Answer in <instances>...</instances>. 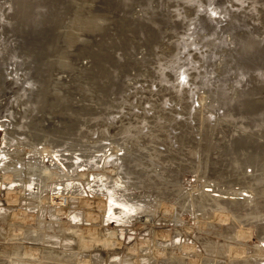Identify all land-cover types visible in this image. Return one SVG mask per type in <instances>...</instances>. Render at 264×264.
<instances>
[{
    "label": "rangeland",
    "instance_id": "rangeland-1",
    "mask_svg": "<svg viewBox=\"0 0 264 264\" xmlns=\"http://www.w3.org/2000/svg\"><path fill=\"white\" fill-rule=\"evenodd\" d=\"M0 2L22 7L19 17L3 30L8 36L19 38L18 48L11 47V52L17 48L15 55L10 53L7 60L17 61L14 76L19 81L15 82V77L10 76L7 84H44L46 95L43 93L39 99L45 103L43 110L36 114L27 109L28 114L39 118L49 116L51 111L57 149L62 150V142L72 141L77 149L94 154L105 150L110 155L111 148L117 145L128 147L127 161H131L134 173L141 174L137 183L144 185L145 177L147 186L159 181L154 185H164L168 195L175 193L181 200L195 185L199 171L203 174L207 171L206 175L218 176L229 184L234 179L235 161L240 159V155L235 154L238 149L242 146L261 148L257 156L261 165L258 173L264 186V140L254 139L257 134L264 135V0ZM0 75V78L9 76L4 72ZM50 85L53 87L48 93ZM195 105L200 108L199 115H204L203 125L193 115ZM32 131L42 135L47 132ZM199 134L203 137L201 140ZM205 135L217 143L219 151L205 153ZM99 148L102 151L99 152ZM165 148H168L166 154ZM119 153L123 154L124 150ZM161 156L166 157L163 166L155 163ZM250 168L247 167L248 173H251ZM148 175H157L160 179L153 180ZM178 180L183 190L180 193L176 192ZM153 187L141 186L137 191H155ZM241 194L250 196L246 191ZM149 195L151 199L155 197L152 192ZM186 205L182 212L184 217L188 216L184 210ZM159 209L157 212L164 214V207L159 206ZM173 209L177 213V208ZM141 211L133 213V219L128 218L124 223L126 241L127 233H134L132 238H135V232L129 228L135 218L144 217ZM159 222L156 225L159 226ZM108 224L117 223L111 220ZM26 229L12 231V237L16 234L27 237ZM158 238V244L171 243L164 237ZM246 253L250 254L251 249ZM104 258L108 264L127 263L121 262V255L117 253L104 254Z\"/></svg>",
    "mask_w": 264,
    "mask_h": 264
},
{
    "label": "bare ground",
    "instance_id": "bare-ground-1",
    "mask_svg": "<svg viewBox=\"0 0 264 264\" xmlns=\"http://www.w3.org/2000/svg\"><path fill=\"white\" fill-rule=\"evenodd\" d=\"M5 3L0 2V73L4 72L9 76L0 78V228H3L0 230V263L108 264L104 254L117 253L121 255V262L129 264H159L160 261L162 264H264V186L261 184L263 178L258 173L261 165L257 159L261 148L258 150L247 146L249 151L246 146L241 145L239 152L235 153L236 156L240 155V159H236V166L233 165L234 179L229 184L218 176L206 175V170L204 174L199 171L195 185H192L191 190L188 189L189 192L185 190L186 194L181 200L175 193L173 196L170 195L172 193L168 195L163 184V187H159L157 183L154 185L159 181L147 186L145 177V186L139 185L137 180L138 177L141 178V174L134 173L131 161H127L130 156L128 147L117 145L111 148L110 155L105 150L100 152L102 148H99L100 153L94 154L77 149L72 141L62 142L64 146L60 151L57 149L59 145L54 143L55 126L52 125L51 111L49 116L41 118L28 114V107L36 114L43 110L45 103H41L39 99L43 93L46 95L43 92L44 84H7L10 76L15 77V82L19 81L14 76L17 61H7L9 54L17 50L19 38L10 37L3 30L19 17L22 7L20 4L6 6ZM13 46L17 48L11 52ZM52 87L48 86V93ZM6 94L9 96L6 97ZM40 103L41 106L38 105ZM198 109L200 108L194 109L193 115L203 125L204 115H199ZM32 129L47 132L42 135ZM261 134L253 136L257 142L264 140V135ZM207 136L203 139L205 153H216L220 147L218 150L217 143ZM198 137L199 140L203 138L200 134ZM167 143L169 145L170 141ZM256 147H259L258 144ZM121 149L124 150L123 154L119 153ZM166 150L168 148L163 150L164 153H167ZM76 151L83 154H77ZM156 154L159 155L160 152ZM250 157L253 160L248 159ZM110 158L113 160L110 161ZM165 159L161 156L155 163L163 166L166 164ZM247 167H252L251 173H248L251 168L248 171ZM153 169H156L155 166ZM198 170L199 168L196 171ZM115 175L117 178H113ZM152 177L153 180L160 179L157 175L149 176L151 179ZM175 184L179 187H176L177 193L183 191L179 180ZM235 185L239 188L236 189ZM141 186H154L155 191L146 190V195L145 191H137ZM243 191L249 192L250 196H243ZM151 192L155 194L153 199L149 195ZM214 192L218 194H213ZM226 194L227 197L223 196ZM186 203L184 210L188 213V218L182 213ZM159 206L164 207V214L157 212ZM173 208H177V213ZM138 211L144 217L135 218L130 224L129 229L136 235L132 238L134 233H127L129 237L126 241L124 223ZM111 220L117 224H108ZM158 220L161 221L159 226L156 225ZM172 221L174 225L171 226ZM25 227L27 237L18 234L12 237V231ZM158 236L171 243L167 245L165 241L163 244L166 247L158 244ZM249 240L253 242L249 243ZM247 249H251L250 254L246 253ZM1 254L10 258L6 259Z\"/></svg>",
    "mask_w": 264,
    "mask_h": 264
}]
</instances>
